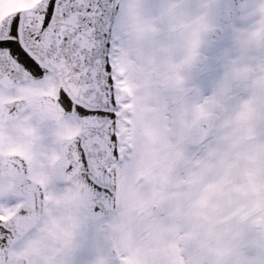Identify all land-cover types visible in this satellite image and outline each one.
<instances>
[{
    "label": "snow or ice",
    "instance_id": "snow-or-ice-1",
    "mask_svg": "<svg viewBox=\"0 0 264 264\" xmlns=\"http://www.w3.org/2000/svg\"><path fill=\"white\" fill-rule=\"evenodd\" d=\"M176 7L0 0V264H200L183 233L165 240L147 226L154 210L127 180L138 140L148 139L137 123L167 125L185 99L171 46L152 35ZM200 7L215 13L212 0ZM257 8L264 13V0ZM132 33L147 40L139 73L128 52ZM138 79L157 81L154 106H137ZM164 196L153 190L157 202ZM241 251L250 259L228 264H264V252L246 244Z\"/></svg>",
    "mask_w": 264,
    "mask_h": 264
},
{
    "label": "clouds",
    "instance_id": "clouds-1",
    "mask_svg": "<svg viewBox=\"0 0 264 264\" xmlns=\"http://www.w3.org/2000/svg\"><path fill=\"white\" fill-rule=\"evenodd\" d=\"M204 2L175 0L177 7L152 34L171 46L169 60L181 70L185 99L167 125L137 123L148 139L138 140L127 180L133 195L154 210L148 227L158 226L165 240L183 233L200 264H228L250 259L242 244L264 252V13L238 6L246 23L232 25L231 46L205 93L193 74L207 61L209 38L224 25L200 7ZM128 52L134 72H141L147 40L132 33ZM158 91L157 81L149 87L138 79L137 106H154ZM167 92L174 96L177 89L169 84ZM154 189L165 193L163 200L153 199Z\"/></svg>",
    "mask_w": 264,
    "mask_h": 264
},
{
    "label": "rangeland",
    "instance_id": "rangeland-1",
    "mask_svg": "<svg viewBox=\"0 0 264 264\" xmlns=\"http://www.w3.org/2000/svg\"><path fill=\"white\" fill-rule=\"evenodd\" d=\"M220 58L221 56L219 55H212L210 60H207L206 63L193 74L194 81L205 93L210 89L219 74ZM207 82H209V84H207Z\"/></svg>",
    "mask_w": 264,
    "mask_h": 264
},
{
    "label": "flooded vegetation",
    "instance_id": "flooded-vegetation-1",
    "mask_svg": "<svg viewBox=\"0 0 264 264\" xmlns=\"http://www.w3.org/2000/svg\"><path fill=\"white\" fill-rule=\"evenodd\" d=\"M249 4H239L245 6L248 9H251L255 4L254 0L247 1ZM222 23V22H221ZM246 23V19L242 18L239 23L236 25L242 26ZM224 25V31L221 32V35L217 38H209V42L205 47V50L208 52L207 54H218L223 55L226 50H228L231 46V27L228 26V23H222Z\"/></svg>",
    "mask_w": 264,
    "mask_h": 264
},
{
    "label": "water",
    "instance_id": "water-1",
    "mask_svg": "<svg viewBox=\"0 0 264 264\" xmlns=\"http://www.w3.org/2000/svg\"><path fill=\"white\" fill-rule=\"evenodd\" d=\"M235 1H236V0H218V2H220L221 4H232V5L235 4ZM227 7H228V5H226L225 9H226ZM234 8H235V5L232 6V7H230V8L228 9V12H229V13H228L226 16L230 15V13L234 10Z\"/></svg>",
    "mask_w": 264,
    "mask_h": 264
}]
</instances>
